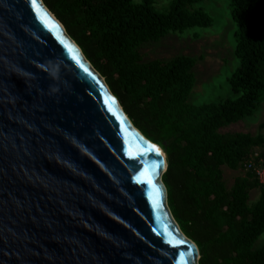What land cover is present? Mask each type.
<instances>
[{
    "label": "water",
    "instance_id": "water-1",
    "mask_svg": "<svg viewBox=\"0 0 264 264\" xmlns=\"http://www.w3.org/2000/svg\"><path fill=\"white\" fill-rule=\"evenodd\" d=\"M37 8L54 29L31 0H0V264H199L168 205V159Z\"/></svg>",
    "mask_w": 264,
    "mask_h": 264
},
{
    "label": "trees",
    "instance_id": "trees-1",
    "mask_svg": "<svg viewBox=\"0 0 264 264\" xmlns=\"http://www.w3.org/2000/svg\"><path fill=\"white\" fill-rule=\"evenodd\" d=\"M105 78L132 123L167 155L162 175L168 205L183 233L199 247V264H264V185L248 170L228 189L223 166L245 167L263 134L222 133L254 115L264 102V0H228L237 24L240 64L229 77L235 97L189 102L197 59L177 55L144 61L140 47L169 33L209 27L203 0H43ZM264 128V123L260 125ZM261 195L250 203V194Z\"/></svg>",
    "mask_w": 264,
    "mask_h": 264
},
{
    "label": "rangeland",
    "instance_id": "rangeland-1",
    "mask_svg": "<svg viewBox=\"0 0 264 264\" xmlns=\"http://www.w3.org/2000/svg\"><path fill=\"white\" fill-rule=\"evenodd\" d=\"M142 0H134L139 3ZM156 7L167 10L171 0H155ZM198 6L203 7L213 18L209 27H193L183 33L172 32L159 41L143 44L140 52L144 61L154 59L169 60L177 55H188L197 59L194 67L196 84L189 97V102L203 104L235 97L229 84V77L239 66L235 54V32L237 24L231 18L228 0H203ZM264 102L258 111L242 121L223 127L222 133L248 132L253 135L263 134ZM261 149L264 150V147ZM246 167L233 170L223 166L224 181L228 189L234 185L235 178L245 175ZM261 195L259 188L251 191L250 203H255ZM264 243V234L260 236L255 247Z\"/></svg>",
    "mask_w": 264,
    "mask_h": 264
},
{
    "label": "built area",
    "instance_id": "built-area-1",
    "mask_svg": "<svg viewBox=\"0 0 264 264\" xmlns=\"http://www.w3.org/2000/svg\"><path fill=\"white\" fill-rule=\"evenodd\" d=\"M248 170L254 172L258 181L264 185V150L254 148L251 150L249 157L245 163Z\"/></svg>",
    "mask_w": 264,
    "mask_h": 264
},
{
    "label": "snow or ice",
    "instance_id": "snow-or-ice-1",
    "mask_svg": "<svg viewBox=\"0 0 264 264\" xmlns=\"http://www.w3.org/2000/svg\"><path fill=\"white\" fill-rule=\"evenodd\" d=\"M31 4L34 10H36L37 16L41 19V21L51 29H54L56 26L54 24L51 23V21L49 20V18L46 17V15L37 8V0H31ZM67 47V45H66ZM73 59H75V57H73ZM157 155H160L159 150L156 149ZM130 158L134 159L135 157L130 154ZM140 176L143 178H138L137 182L138 183H148L151 184V180L148 178L147 174L145 173H141Z\"/></svg>",
    "mask_w": 264,
    "mask_h": 264
},
{
    "label": "bare ground",
    "instance_id": "bare-ground-1",
    "mask_svg": "<svg viewBox=\"0 0 264 264\" xmlns=\"http://www.w3.org/2000/svg\"><path fill=\"white\" fill-rule=\"evenodd\" d=\"M156 148L160 151V153L163 155V157L166 159L167 158V155L166 153L159 147V146H156Z\"/></svg>",
    "mask_w": 264,
    "mask_h": 264
}]
</instances>
